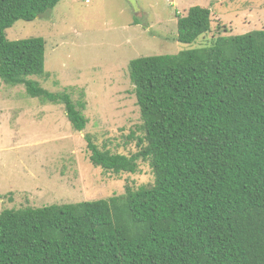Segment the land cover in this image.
<instances>
[{
  "label": "trees",
  "instance_id": "1",
  "mask_svg": "<svg viewBox=\"0 0 264 264\" xmlns=\"http://www.w3.org/2000/svg\"><path fill=\"white\" fill-rule=\"evenodd\" d=\"M61 1L0 0V80L63 104L82 132L84 103L30 79L45 73V39L6 36ZM211 15L194 6L178 16L177 41L210 35ZM129 70L143 122L140 150L112 153L88 135L87 149L93 166L115 174L134 175L149 163L153 185L2 211L0 264H264V29L140 57Z\"/></svg>",
  "mask_w": 264,
  "mask_h": 264
},
{
  "label": "rangeland",
  "instance_id": "2",
  "mask_svg": "<svg viewBox=\"0 0 264 264\" xmlns=\"http://www.w3.org/2000/svg\"><path fill=\"white\" fill-rule=\"evenodd\" d=\"M89 1L62 0L35 21H17L6 32L9 41L45 39V73L30 79L83 102L88 123L77 132L63 104L31 98L25 86L0 80V213L108 199L124 194L127 185H153L149 163L140 162L134 175L115 174L93 166L87 149L88 135L112 153L140 150L143 122L130 62L200 48L215 36L264 29V0H137V14L127 0ZM194 6L211 10L212 31L182 44L178 16Z\"/></svg>",
  "mask_w": 264,
  "mask_h": 264
},
{
  "label": "water",
  "instance_id": "3",
  "mask_svg": "<svg viewBox=\"0 0 264 264\" xmlns=\"http://www.w3.org/2000/svg\"><path fill=\"white\" fill-rule=\"evenodd\" d=\"M127 1L133 7L135 13L137 14L140 11L137 0H127Z\"/></svg>",
  "mask_w": 264,
  "mask_h": 264
},
{
  "label": "built area",
  "instance_id": "4",
  "mask_svg": "<svg viewBox=\"0 0 264 264\" xmlns=\"http://www.w3.org/2000/svg\"><path fill=\"white\" fill-rule=\"evenodd\" d=\"M87 3H89L90 1L89 0H86Z\"/></svg>",
  "mask_w": 264,
  "mask_h": 264
}]
</instances>
